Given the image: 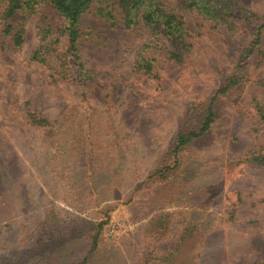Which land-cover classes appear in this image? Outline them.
Masks as SVG:
<instances>
[{"label": "rangeland", "instance_id": "obj_1", "mask_svg": "<svg viewBox=\"0 0 264 264\" xmlns=\"http://www.w3.org/2000/svg\"><path fill=\"white\" fill-rule=\"evenodd\" d=\"M238 6L264 17V0ZM35 22L18 49L0 35V264H264V168L236 162L264 143L253 106L264 60H249L205 134L170 153L185 105L214 93L247 25L186 13L190 50L181 62L157 57L150 75L130 67L145 35L109 30L110 50L83 53L99 73L83 98L81 85L29 60ZM28 110L58 125H31Z\"/></svg>", "mask_w": 264, "mask_h": 264}, {"label": "trees", "instance_id": "obj_2", "mask_svg": "<svg viewBox=\"0 0 264 264\" xmlns=\"http://www.w3.org/2000/svg\"><path fill=\"white\" fill-rule=\"evenodd\" d=\"M239 0H0V35L11 39L18 49L25 40V24L35 18L36 44L29 60L49 66L60 78L71 79L84 88L99 74L94 66L86 64L83 53L90 46L110 50L109 30L122 28L126 34L143 33L145 39L134 51L130 67L138 73L150 75L157 57L181 62L191 43L186 38L185 14L193 10L214 26L224 25L231 31L248 27L249 41L237 55L227 76L202 104H188L184 117L177 125L170 153L181 151L193 139L202 136L218 116L223 97L248 80V63L253 56L264 60L261 32L264 17L238 6ZM67 46L60 48L61 40ZM256 118L264 137V100H253ZM26 120L34 126L53 128L57 121L27 111ZM51 145L55 141L51 140ZM58 151L67 156V150L57 144ZM264 168V143L257 150L246 152L242 159ZM70 164L64 169L70 171ZM101 226L99 222L97 228ZM97 234L91 237V253L97 244Z\"/></svg>", "mask_w": 264, "mask_h": 264}]
</instances>
